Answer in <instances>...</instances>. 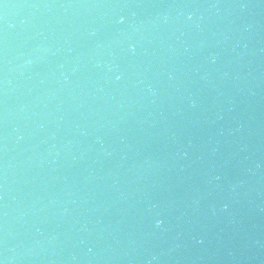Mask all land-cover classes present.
Instances as JSON below:
<instances>
[{"label":"water","instance_id":"water-1","mask_svg":"<svg viewBox=\"0 0 264 264\" xmlns=\"http://www.w3.org/2000/svg\"><path fill=\"white\" fill-rule=\"evenodd\" d=\"M138 0H0V264H121Z\"/></svg>","mask_w":264,"mask_h":264},{"label":"clouds","instance_id":"clouds-1","mask_svg":"<svg viewBox=\"0 0 264 264\" xmlns=\"http://www.w3.org/2000/svg\"><path fill=\"white\" fill-rule=\"evenodd\" d=\"M157 223L159 224L160 222H159V221H157Z\"/></svg>","mask_w":264,"mask_h":264}]
</instances>
